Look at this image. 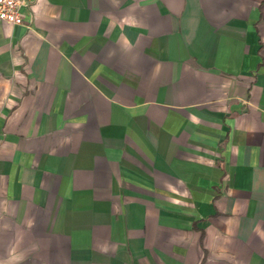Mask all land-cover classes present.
Here are the masks:
<instances>
[{
  "label": "crops",
  "instance_id": "crops-1",
  "mask_svg": "<svg viewBox=\"0 0 264 264\" xmlns=\"http://www.w3.org/2000/svg\"><path fill=\"white\" fill-rule=\"evenodd\" d=\"M0 22V264H264V0H27Z\"/></svg>",
  "mask_w": 264,
  "mask_h": 264
},
{
  "label": "built area",
  "instance_id": "built-area-1",
  "mask_svg": "<svg viewBox=\"0 0 264 264\" xmlns=\"http://www.w3.org/2000/svg\"><path fill=\"white\" fill-rule=\"evenodd\" d=\"M27 0H0V22L10 25L23 23L21 9L25 7Z\"/></svg>",
  "mask_w": 264,
  "mask_h": 264
}]
</instances>
